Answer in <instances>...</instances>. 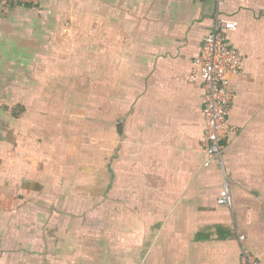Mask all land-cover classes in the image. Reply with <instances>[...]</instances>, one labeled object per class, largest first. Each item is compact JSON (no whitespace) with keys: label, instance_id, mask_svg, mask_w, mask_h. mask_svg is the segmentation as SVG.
Masks as SVG:
<instances>
[{"label":"crops","instance_id":"obj_1","mask_svg":"<svg viewBox=\"0 0 264 264\" xmlns=\"http://www.w3.org/2000/svg\"><path fill=\"white\" fill-rule=\"evenodd\" d=\"M209 0L0 4V264H264V0H223L241 55L221 163L197 70ZM226 182L231 207L217 199Z\"/></svg>","mask_w":264,"mask_h":264},{"label":"built area","instance_id":"obj_2","mask_svg":"<svg viewBox=\"0 0 264 264\" xmlns=\"http://www.w3.org/2000/svg\"><path fill=\"white\" fill-rule=\"evenodd\" d=\"M42 0H0L1 5L19 4L35 7ZM214 3L216 13L210 32L203 38L200 53L195 60L196 72L190 81H199L202 89V115L204 121L203 150L207 161L221 163L222 153L228 143V135L234 131L227 123L232 94L229 91L231 78L240 73L241 55L230 48L225 33L236 30V23L222 18L219 9L223 0H209ZM217 203L231 207V197L226 182L219 193ZM244 236H238L241 264H259L241 245Z\"/></svg>","mask_w":264,"mask_h":264}]
</instances>
